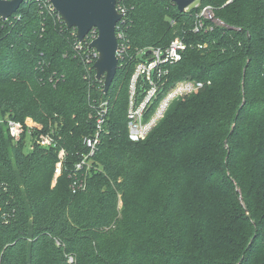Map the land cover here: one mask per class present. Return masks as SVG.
<instances>
[{"label":"trees","instance_id":"1","mask_svg":"<svg viewBox=\"0 0 264 264\" xmlns=\"http://www.w3.org/2000/svg\"><path fill=\"white\" fill-rule=\"evenodd\" d=\"M123 2L128 47L107 92L48 0L0 18V118L60 136L25 151L26 135L14 142L0 127L1 202L15 208L8 223L0 217V264H264V0H196L182 12L171 0ZM204 6L224 24L202 19L195 31ZM174 38L186 49L167 84H210L132 142L125 107L137 50ZM100 98L108 118L85 186L72 192Z\"/></svg>","mask_w":264,"mask_h":264},{"label":"built area","instance_id":"2","mask_svg":"<svg viewBox=\"0 0 264 264\" xmlns=\"http://www.w3.org/2000/svg\"><path fill=\"white\" fill-rule=\"evenodd\" d=\"M115 8L117 13L121 15L115 28L117 39L116 56L119 63V59L124 56L128 47L125 37L127 26L124 20L126 6L123 0H116ZM202 19H214L218 24H224L220 19L214 18L210 6L201 8L195 22V31L203 26ZM72 31L75 36L76 30L72 28ZM97 35L98 31L93 27L82 40H77L75 36V48L82 50L83 58L93 63L97 59L98 52L89 45L97 38ZM185 49V42L180 38H174L165 48L149 47L137 50V56L140 60L134 66L129 78L125 107L126 133L130 141L138 142L143 140L161 121L175 100L194 94L210 84V80L190 77L178 79L170 85L167 84V78L165 77L168 73L167 66L180 61ZM100 80L103 83V78ZM108 108L109 102L103 98H100L94 105L93 132L83 137L82 143L84 144L85 151L80 153L79 159L73 165L72 173L69 174L71 178L69 185L72 192L85 186L86 171L91 167L92 158L100 142V133L104 130L108 118ZM2 125L6 127L8 135L14 142H18L23 135L29 137L30 140L27 142L29 143V149L33 147L34 143L44 148L56 147L58 139H60L58 132H54V129L50 128L46 132H41L40 125L29 118L24 119V121L12 118H0V127ZM34 129L40 131L36 136H33ZM65 158L66 150L63 147H59L53 170V182L61 174ZM4 191L5 185L0 181V217L3 223H8L15 215V208L11 210L4 209L7 203L4 201V205H2L1 202L2 192ZM68 261H73L72 256H68Z\"/></svg>","mask_w":264,"mask_h":264},{"label":"water","instance_id":"3","mask_svg":"<svg viewBox=\"0 0 264 264\" xmlns=\"http://www.w3.org/2000/svg\"><path fill=\"white\" fill-rule=\"evenodd\" d=\"M24 0H0V18L7 19ZM67 29L76 30V39L82 40L95 27L97 38L90 47L98 52L93 63L95 77L103 78V91L107 92L115 80L118 59L116 56V24L121 15L116 11V0H49ZM196 0H171L182 12Z\"/></svg>","mask_w":264,"mask_h":264},{"label":"rangeland","instance_id":"4","mask_svg":"<svg viewBox=\"0 0 264 264\" xmlns=\"http://www.w3.org/2000/svg\"><path fill=\"white\" fill-rule=\"evenodd\" d=\"M29 140H30L29 137H27L26 141L29 142ZM24 149H25V151L29 150V143L26 144V147ZM120 208H121V202L119 203V210H120Z\"/></svg>","mask_w":264,"mask_h":264}]
</instances>
